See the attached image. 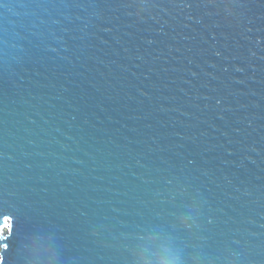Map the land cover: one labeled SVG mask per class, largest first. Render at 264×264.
Returning <instances> with one entry per match:
<instances>
[{
    "label": "water",
    "instance_id": "obj_1",
    "mask_svg": "<svg viewBox=\"0 0 264 264\" xmlns=\"http://www.w3.org/2000/svg\"><path fill=\"white\" fill-rule=\"evenodd\" d=\"M0 235V264H264V0H0Z\"/></svg>",
    "mask_w": 264,
    "mask_h": 264
},
{
    "label": "clouds",
    "instance_id": "obj_2",
    "mask_svg": "<svg viewBox=\"0 0 264 264\" xmlns=\"http://www.w3.org/2000/svg\"><path fill=\"white\" fill-rule=\"evenodd\" d=\"M145 243L139 249V264H180L178 252L169 244H162L157 250Z\"/></svg>",
    "mask_w": 264,
    "mask_h": 264
},
{
    "label": "snow or ice",
    "instance_id": "obj_3",
    "mask_svg": "<svg viewBox=\"0 0 264 264\" xmlns=\"http://www.w3.org/2000/svg\"><path fill=\"white\" fill-rule=\"evenodd\" d=\"M10 219V218H7ZM9 228H11V225H8ZM0 240H7V237L0 235ZM5 248H7V244L4 245Z\"/></svg>",
    "mask_w": 264,
    "mask_h": 264
},
{
    "label": "rangeland",
    "instance_id": "obj_4",
    "mask_svg": "<svg viewBox=\"0 0 264 264\" xmlns=\"http://www.w3.org/2000/svg\"><path fill=\"white\" fill-rule=\"evenodd\" d=\"M4 233H5V234L8 233L7 229L4 231ZM0 251H1V248H0ZM0 259H1V256H0Z\"/></svg>",
    "mask_w": 264,
    "mask_h": 264
}]
</instances>
